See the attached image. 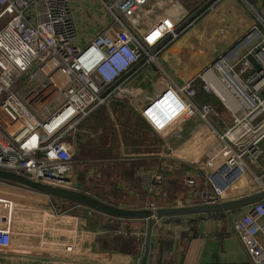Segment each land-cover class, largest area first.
<instances>
[{
  "label": "crops",
  "instance_id": "0c3cea01",
  "mask_svg": "<svg viewBox=\"0 0 264 264\" xmlns=\"http://www.w3.org/2000/svg\"><path fill=\"white\" fill-rule=\"evenodd\" d=\"M148 3L129 22L131 30L140 36L165 19L185 27L188 24L184 33L159 56L161 66L178 84H193L198 104L215 102L221 109L217 98L204 89L200 76L250 32L256 25V16L264 18V0H222L200 16L197 13L210 0ZM73 6L77 32L84 43L97 33L98 29L93 27L98 26V14L82 4ZM159 36V32H154L150 40L154 42ZM153 68L131 76L125 93L82 120L77 128L74 126L72 143L66 144L74 155L73 190L121 209H149L155 216L154 224L150 226L148 219L111 217L0 182V187L3 184L18 192L0 194V199L13 202L19 218L13 228L12 250L0 253V264H78L38 259L45 257L83 264H139L150 233L147 264H252L231 226L264 199L232 211L164 216L161 213L182 204H222L264 193V155L255 167V176L248 174L235 180L218 202L210 201L205 164L218 144V137L197 117L186 120L166 137L152 129L141 112L167 84L166 78ZM200 91H205V96L200 98ZM213 120L221 130L231 125L216 117ZM262 148L264 152V141ZM154 172L163 175L157 194L151 192L146 180ZM190 180L195 184L190 185ZM259 239L264 245V234ZM77 241L83 245L79 259L64 258L56 249ZM41 245L54 251L41 252Z\"/></svg>",
  "mask_w": 264,
  "mask_h": 264
},
{
  "label": "built area",
  "instance_id": "2783aa9c",
  "mask_svg": "<svg viewBox=\"0 0 264 264\" xmlns=\"http://www.w3.org/2000/svg\"><path fill=\"white\" fill-rule=\"evenodd\" d=\"M221 0H216L214 4ZM149 0H0V170L23 175L42 184L73 189L74 155L63 136L99 108L125 93L131 76L151 65L167 80L142 109V116L162 137L168 136L186 120L197 117L208 124L218 144L206 161L210 201L218 202L237 179L255 176V167L264 155V18L263 28L254 26L257 37L244 54L228 64L235 83L229 88L231 101L225 104L232 123L222 130L213 117H221L208 104L196 102L192 83L178 84L158 64L159 56L185 31L186 26L165 19L148 33L134 34L129 22ZM81 5L98 14L97 33L81 43L74 21V6ZM190 26V25H189ZM159 32L154 42L150 36ZM170 39V40H169ZM247 47V48H246ZM250 47V48H249ZM232 58V59H233ZM201 76L204 89L211 85ZM231 59V60H232ZM149 66V67H148ZM184 118L176 126L175 120ZM151 192L161 190L163 175L146 176ZM190 185L195 181L190 180ZM187 207L188 204H182ZM153 210L156 206L151 205ZM17 207L0 199V253L13 247ZM155 217V216H154ZM252 264H264V200L256 203L232 226ZM64 258L83 255L81 241L60 247ZM54 251L41 245V252Z\"/></svg>",
  "mask_w": 264,
  "mask_h": 264
},
{
  "label": "water",
  "instance_id": "95a60500",
  "mask_svg": "<svg viewBox=\"0 0 264 264\" xmlns=\"http://www.w3.org/2000/svg\"><path fill=\"white\" fill-rule=\"evenodd\" d=\"M0 182H4L7 184H13L15 186L25 188L31 190L33 192L46 195L48 197L55 198L62 202H68L71 205H77L81 207H85L91 209L95 212L102 213L115 218H124V219H148L150 221V226L154 224L155 217L153 212L149 209L139 210V211H130L121 209L115 206L108 205L99 199L92 197L86 193L76 191L73 189L54 187L47 184H42L40 182L33 181L24 177L23 175L1 171L0 170ZM264 199V193H261L257 196H252L246 199L237 200L233 202H225L220 204H212L206 206H193V207H176L172 209H168L161 214L164 215H172V214H196V213H210V212H220V211H232L234 209L244 208L253 205L259 200ZM151 230V228H150ZM151 233L149 234V238L146 244L145 253L139 264H147L148 263V254H149V240ZM39 260H48L55 262H69V263H78L83 264L82 261L78 260H62L55 259L51 257L38 258Z\"/></svg>",
  "mask_w": 264,
  "mask_h": 264
},
{
  "label": "bare ground",
  "instance_id": "6f19581e",
  "mask_svg": "<svg viewBox=\"0 0 264 264\" xmlns=\"http://www.w3.org/2000/svg\"><path fill=\"white\" fill-rule=\"evenodd\" d=\"M257 32H254L248 42L243 43L246 46L250 41H253L257 37ZM239 47L235 51V55H238L244 46ZM233 56V57H234ZM232 57V58H233ZM231 57L228 59H222L221 62L217 63L215 67L209 70L206 74V80L211 85V90L213 93L225 104H229L231 101V94L229 92V88L235 83L233 76L230 74V70L228 67L229 62L232 59ZM184 117L181 116L179 119L175 120L173 126L178 121L182 120Z\"/></svg>",
  "mask_w": 264,
  "mask_h": 264
},
{
  "label": "rangeland",
  "instance_id": "374dc122",
  "mask_svg": "<svg viewBox=\"0 0 264 264\" xmlns=\"http://www.w3.org/2000/svg\"><path fill=\"white\" fill-rule=\"evenodd\" d=\"M222 1V0H221ZM221 1H219V2H221ZM244 1V0H243ZM219 2H217L216 3V5L219 3ZM148 5H149V3H148ZM148 5H146V6H148ZM250 6V5H249ZM212 8V7H211ZM251 10H253V8L250 6L249 7ZM145 9V6L143 7V9L141 10V9H139L140 11H138V12H136L135 13V18H136V15L137 14H139L140 12H142L143 10ZM256 13V11H254V14ZM257 14V13H256ZM257 17V16H256ZM8 20V18H6V19H4V20H2L1 22H0V30L4 27V25H5V23H6V21ZM132 21H133V19H131ZM130 20V21H131ZM131 21V22H132ZM256 25L255 26H257L258 27V29L260 30H263V28L259 25V23L258 22H256L255 23ZM188 25V24H187ZM152 28L153 27H151V28H149V29H147L146 30V33H148V32H150L151 30H152ZM93 29L95 30V27H93ZM94 32V31H93ZM184 33V32H183ZM182 33V34H183ZM251 32H249V33H247L239 42H238V44L240 43V42H244L248 37H249V34H250ZM181 36V35H180ZM179 36V37H180ZM170 40V39H169ZM176 41V40H175ZM238 44H236V45H234L230 50H228L227 52H225L223 55H221L219 58H218V60L216 61V62H218L221 58H223V59H228V58H230V53H231V51L238 45ZM247 48V47H246ZM250 48V47H249ZM239 49V48H238ZM246 50H242L240 53L241 54H244V52H245ZM233 61H234V58L230 61V66H232V64H233ZM215 62V63H216ZM158 64L159 65H161V63H160V60H158ZM149 67V66H148ZM156 68V65H151L150 66V68ZM153 68V69H154ZM210 93L214 96V97H216L217 98V100H218V103H219V105H220V107H221V110H219L216 106H214L212 103L211 104H208V105H210L213 109H214V111L221 117V119L223 120V122L225 123V124H230V123H232V117L230 116L231 114L229 113V111H228V109H227V107H226V105L213 93V91H210ZM126 98V97H125ZM76 128H77V126H75ZM74 127V128H75ZM73 130V129H72ZM72 130L70 131V132H68L67 134H65L64 136H63V141L64 142H69L70 144L72 143ZM68 143V145H70ZM70 147V149H71V146H69ZM76 158H77V156H75ZM77 159H79L80 160V157H78ZM202 161H203V159H202ZM2 186L3 187H0V189H5L6 191H2V190H0V194H3V193H5V194H13V195H16V194H18V192L17 191H15V190H13V189H10L9 187H7V186H5V185H3L2 184ZM20 188V187H19ZM7 189H10V190H7ZM23 190H27V189H23ZM26 194V193H25ZM27 195V194H26Z\"/></svg>",
  "mask_w": 264,
  "mask_h": 264
},
{
  "label": "trees",
  "instance_id": "16d2710c",
  "mask_svg": "<svg viewBox=\"0 0 264 264\" xmlns=\"http://www.w3.org/2000/svg\"><path fill=\"white\" fill-rule=\"evenodd\" d=\"M215 1H216V0H210V3H208V4L206 5L205 9H204V8L200 9V11L197 13L196 16H200L202 13H204V12L207 10V8H208L210 5H212ZM198 96H200V98L203 97V96H205V91H200V93H199ZM211 98L213 99L212 96H211ZM203 103H204V102H203ZM213 104H214V106H216V107L218 108V104H215V102H213ZM200 105H201V104H200ZM218 109H219V108H218ZM219 110H221V109H219Z\"/></svg>",
  "mask_w": 264,
  "mask_h": 264
}]
</instances>
